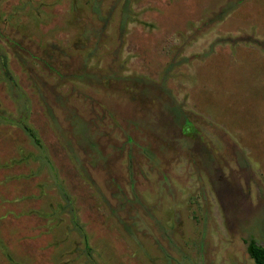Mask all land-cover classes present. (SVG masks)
Here are the masks:
<instances>
[{"label": "rangeland", "instance_id": "obj_1", "mask_svg": "<svg viewBox=\"0 0 264 264\" xmlns=\"http://www.w3.org/2000/svg\"><path fill=\"white\" fill-rule=\"evenodd\" d=\"M131 1L0 0V264H93L65 190L97 264H255L264 0Z\"/></svg>", "mask_w": 264, "mask_h": 264}, {"label": "trees", "instance_id": "obj_2", "mask_svg": "<svg viewBox=\"0 0 264 264\" xmlns=\"http://www.w3.org/2000/svg\"><path fill=\"white\" fill-rule=\"evenodd\" d=\"M123 1H125L123 3V7H125V5L126 6H129V7L131 5V7H132V4H130V3H132L131 0H123ZM128 18H126V19L128 20ZM0 59H1L0 62H1L2 67H3L2 70H5L6 71L5 59H4V56L2 54H0ZM19 95L21 96V98L19 100L22 102L21 104H23L22 105L23 106V114H21L22 116L20 118H18L17 120L11 119V118H9V119H11L12 122H14L16 124L21 125L25 129V131L28 133V135L35 139V134L32 131L33 130L32 127L27 122H25V121L23 122L22 121V120H24L23 119L24 112L27 109H30V107L28 106L29 105V100L27 99L28 96L25 95V93H23L22 91H19ZM24 97L26 98L27 102H26V100H24L25 99ZM25 108H27V109H25ZM5 116L7 117V115H4L3 113L0 114V121H4V120L8 119ZM63 195H64V198L66 200V204L61 205V204L56 203L58 205V206L55 205L57 207L56 210L57 211L58 210L59 211H62L63 208H68L70 210V208H71V212H72V223L74 225V228L78 231V233L81 236V238H80L81 239V244H82L81 246L84 249V252L86 254V257L93 264H97L96 263V260L94 258L95 251H94L93 246L91 245V242H90V235H89L87 229L84 227V225L81 224V223H79L78 213L76 212L75 209H73V205L74 204H73L72 200L70 199V196H69L70 194L65 190V191H63ZM41 214L44 216L47 213L41 212ZM51 215H53V213ZM8 216L9 215H7L5 217H8ZM51 220H52L51 223H54V221H56L55 218L54 219L51 218ZM124 223L125 222H122V224H124ZM125 230H126V228H125ZM60 244H62V242H59V243L55 244V246H59ZM4 250L6 251V254L8 255V257L12 260V255L10 253H8V251H7L8 249H7L6 246H4ZM247 252H248L249 256L254 260L255 264H264V244H260L254 238H251L250 241L248 242ZM61 257H64V254ZM59 262H65L66 263L65 260H61ZM16 264H23V263L17 262Z\"/></svg>", "mask_w": 264, "mask_h": 264}]
</instances>
